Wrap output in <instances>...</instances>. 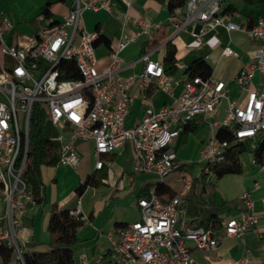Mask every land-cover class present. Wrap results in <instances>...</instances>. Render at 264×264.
I'll list each match as a JSON object with an SVG mask.
<instances>
[{
  "label": "built area",
  "instance_id": "obj_1",
  "mask_svg": "<svg viewBox=\"0 0 264 264\" xmlns=\"http://www.w3.org/2000/svg\"><path fill=\"white\" fill-rule=\"evenodd\" d=\"M111 1L74 0L61 21L38 14L33 34L23 44L9 40L15 25L8 12L0 9V244L13 248L18 264H25L23 253L27 247V242L20 241L18 236L22 215L29 204H37L23 179L36 104L47 109L57 131L56 166L78 167L81 156L77 145L81 142H94L96 170L112 167L107 156L131 145L133 173L151 175L158 183H164L176 172L183 183L168 200L157 195L156 187L148 196L138 199L140 218L121 227L116 236L108 235L110 248L103 264H200L188 243L201 251L215 250L222 237L242 238L258 223L254 213L256 201L249 190H244L243 209L225 222L222 237L212 227L189 226L185 197L194 178L187 169L190 163L179 159L173 144L189 124L199 119L208 122L215 133L201 149L200 158L205 162L201 172L205 173H212V168L225 160L231 143L251 142L255 147L258 136L264 132V48L237 74V97H230L225 81L195 76L182 82V91L173 103L159 109L149 102L148 92L169 93L180 81L166 73L163 61L151 58V51L141 53L130 63L143 65L139 73L124 75L129 65L123 62L121 54L140 36H151L166 23L174 27L168 39L171 42L181 33H189L201 45L209 31L222 26L244 32L264 47V17L244 27L225 13L223 0H186L183 6L173 8L166 21H152L130 14L135 0H121L126 8L117 14ZM87 10H105L121 19V33L102 68L95 46L102 30L90 31L85 26L83 15ZM221 56L238 54L227 46ZM65 62H73L74 69L63 68ZM74 72L77 78L64 77ZM136 85L146 93L147 108L141 121L128 126L126 120ZM220 129H228L232 140L218 138ZM250 164L264 172V154L260 162L253 157ZM254 185L260 187L258 182ZM260 202L264 205V197ZM71 213L85 219L80 199ZM222 264L252 263L245 254Z\"/></svg>",
  "mask_w": 264,
  "mask_h": 264
},
{
  "label": "crops",
  "instance_id": "obj_2",
  "mask_svg": "<svg viewBox=\"0 0 264 264\" xmlns=\"http://www.w3.org/2000/svg\"><path fill=\"white\" fill-rule=\"evenodd\" d=\"M73 2L74 0H66L65 2L54 3L50 7L53 12L52 18L55 21H61L63 16L69 12ZM111 2L116 14L123 12L126 8L121 0H112ZM43 4L44 2L40 7ZM223 9L224 11L228 10L234 22L244 27H250L259 18L264 17V1L251 3L247 0H223ZM5 10L16 27L19 21L15 10L13 11L12 8L13 13L7 9ZM172 10L173 8L169 7L167 1L162 3L158 0H135L130 9V14L132 16H143L152 21H166ZM89 14H99L100 18L92 21V18L88 16ZM83 18L85 26L88 23L92 27L90 31L102 30V34L111 39L112 46L117 41L121 33L122 24L121 19L116 15H111L105 10L98 12L87 10L84 12ZM173 32V25L166 23L160 31L153 32L151 36L142 35L135 43L129 45L121 54L123 62L129 65L123 71V74H137L143 69L141 63L135 65H130V63L135 61L145 51H151L152 59H159L164 63L166 43ZM29 38L17 34L15 28L9 40L15 44H23ZM154 39H160V43L155 47L148 48V41H153ZM164 43L165 46L161 48L160 46ZM172 43L177 48L176 56L181 63L180 71L175 75L180 83L175 85L169 93L162 90H153L147 95L149 102L156 109L174 102L182 91V82L187 78L183 74V70L199 57L206 59L210 57L208 61L214 68L212 78L225 81L228 84L230 97H237L236 77L233 79H221L216 75L215 67L222 63L231 65L232 62H236L237 70L235 75L237 76L246 64L254 60L255 53L264 48L261 41L249 37L246 33L238 30L229 31L222 26L209 31L201 45H197L189 33H181ZM227 46L233 48L238 53V56H221L222 49ZM108 55L109 53L106 55V61L101 63V66L107 65L109 61ZM213 60L216 62L214 63ZM132 95L133 104L126 120L128 126L141 121L147 108L146 93L143 89L136 85L132 90ZM196 122H200L198 130L189 134H185L184 131L173 144L179 159L188 163L200 158L203 145L215 133V130L209 126L208 122L201 119ZM88 142H92L94 155V142ZM88 142H81L77 145L81 156V163L78 167L82 166L83 151L88 147ZM253 157L254 154L251 152V159ZM107 158L112 160V167H104V172L107 175L105 184L100 187L88 186L81 196L77 193L76 188L87 176L99 171L95 168L96 159L90 172L84 170V175L76 172L79 184L75 187V193L67 194L65 197L60 196V194H54L53 190L56 191V188H58L60 168L70 167L57 166L58 170L51 168L45 170L42 168L44 201L28 205L22 215V226L18 232L20 241L27 242V250H46L48 248L47 227L53 203H57L60 209L73 210L77 207L78 199H80L82 213L85 216V224L78 230L79 242L74 251L75 262L76 264H83L84 262L88 264L104 263L110 248L108 235L116 236L121 227L140 218L138 199L148 196L158 184L157 179L151 175L133 173L134 151L131 145H127L116 153L107 156ZM250 161L246 165L242 164L243 170L240 174H227L221 178H215L213 173L200 172V174L193 177L192 187L185 197L188 202L187 222L189 226L214 227L215 234L222 237L225 222L237 217L243 209L241 196L244 190H249L252 198L256 201L254 213L258 217L257 225L249 229L242 238L222 237L218 248L215 250L201 251L193 247L191 243H188L196 262L200 264H222L226 260L237 259L248 254L252 264H264V205L260 202V198L264 197V172H259L256 167L250 164ZM190 166L191 163L187 166L189 171ZM45 171L48 174V180L45 179ZM207 174L213 177L206 179L204 175ZM255 182L259 183V188H255ZM164 183L171 187L175 194L182 187V181L176 172L170 174ZM174 183H180L181 186L175 188ZM91 191L92 193L90 194ZM161 198L170 199L168 196ZM12 264L18 263L14 261Z\"/></svg>",
  "mask_w": 264,
  "mask_h": 264
},
{
  "label": "trees",
  "instance_id": "obj_3",
  "mask_svg": "<svg viewBox=\"0 0 264 264\" xmlns=\"http://www.w3.org/2000/svg\"><path fill=\"white\" fill-rule=\"evenodd\" d=\"M66 0H45L44 4L39 8L38 14H45L52 18L53 12L50 7L57 2H65ZM162 3H168L169 7L176 8L183 6L186 0H158ZM251 3L263 2L264 0H247ZM228 13V10H225ZM54 20V19H53ZM55 21V20H54ZM112 41L104 34H101L95 46L105 44L111 47ZM160 43V39L148 41V48L155 47ZM177 48L171 42L166 43V54L164 57V65L166 73L175 76L179 73L180 60L177 58ZM70 66L72 70L75 64L63 63L62 67ZM183 74L187 76L185 80L200 76L203 79L213 77L214 68L208 59L204 57L196 58L184 70ZM65 78H77V74L64 75ZM151 91L148 92L150 94ZM34 115L31 123L30 132V148L28 154L27 165L23 173V179L27 184V188L33 195L37 203L44 201V186L42 182V165H56L58 160L57 131L52 126L48 116L49 113L45 107L36 104L34 107ZM200 127V122L194 121L189 124L185 130V134L195 132ZM218 138L224 140H232L231 132L228 129H220L217 132ZM253 152L258 162L263 158L264 154V132L260 133L253 150L247 142L231 143L226 152L225 160L219 165L212 168L215 178H221L227 174L242 173L243 166L241 156L246 152ZM106 173L104 168L98 172H94L86 177V179L77 186L76 191L81 196L88 186L100 187L105 184ZM158 196H174V191L165 183H158L156 186ZM167 200V198H163ZM72 210L60 209L57 203H53L50 209V218L48 223V248L46 250H24L25 264H76L74 251L79 242L78 230L85 224V219L77 217L71 213ZM214 229V227H213ZM0 260L2 264H12L15 261L14 250L7 244H0Z\"/></svg>",
  "mask_w": 264,
  "mask_h": 264
},
{
  "label": "rangeland",
  "instance_id": "obj_4",
  "mask_svg": "<svg viewBox=\"0 0 264 264\" xmlns=\"http://www.w3.org/2000/svg\"><path fill=\"white\" fill-rule=\"evenodd\" d=\"M45 2V0H0V9H7L9 12L13 13L15 10V13L17 15V19L19 23L17 24L16 33L21 36L31 37L34 31V22L35 17L37 16V10L40 7V5ZM9 4V5H8ZM13 8V11H12ZM91 20H98L99 14L97 15H88ZM98 16V17H97ZM90 21V20H89ZM86 26L91 30L92 27H90V24H86ZM115 43H113L114 45ZM111 48L107 47L105 44H100L96 49V54L101 63L106 61V55L110 52ZM238 54V53H237ZM137 66V65H136ZM102 68V66H99ZM215 73L218 77L221 79H233L236 77L235 73L237 70V64L236 62H232L231 65H226L225 63L219 64L215 67ZM22 116L20 115V120ZM250 149L253 150L254 145L252 143L249 144ZM92 142H88V147H86L83 151V158H82V166L80 167H70V168H60V175H59V183L58 188H56V191L53 190L54 194H60V196H66L67 194H73L75 193V187L79 184V181H77V173L84 175V170H87L88 172L91 171L94 162L95 157L93 155L92 150ZM57 151L59 153V143L57 142ZM251 160V151L244 153L241 156V162L243 165H246L248 161ZM190 174L192 177L197 176L201 169L205 166V162L201 160V158H197L193 161H190ZM43 169L51 168L53 170H58L59 168L56 165H42ZM110 169V168H109ZM108 169V171H109ZM51 173V172H50ZM55 177V175L53 174ZM206 179H211L213 176L210 174L204 175ZM45 179L48 178V174L45 171ZM53 183V182H51ZM183 185V183H181ZM180 183H174L175 188H179L181 186ZM92 191L90 192V194ZM89 194V195H90ZM59 196V195H58ZM50 218V217H49ZM48 228V227H47ZM48 231V230H47ZM48 240H49V233H48Z\"/></svg>",
  "mask_w": 264,
  "mask_h": 264
}]
</instances>
